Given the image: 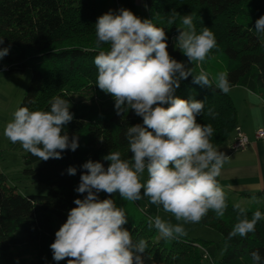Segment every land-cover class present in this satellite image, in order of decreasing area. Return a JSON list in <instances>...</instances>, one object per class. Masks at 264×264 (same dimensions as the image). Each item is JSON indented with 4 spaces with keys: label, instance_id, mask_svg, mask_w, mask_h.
<instances>
[{
    "label": "trees",
    "instance_id": "obj_1",
    "mask_svg": "<svg viewBox=\"0 0 264 264\" xmlns=\"http://www.w3.org/2000/svg\"><path fill=\"white\" fill-rule=\"evenodd\" d=\"M262 0H144L149 12L157 13L155 24L166 30L168 52L193 73L201 70L214 79L205 63L212 57L223 60L222 70L228 73L231 86L246 88L264 101V41L253 32L255 22L264 16ZM109 11L118 14L117 0H0V47L9 48L4 57L10 72L31 71L24 98L19 107L30 111H50L53 97L59 96L70 103L73 120L64 126L69 139L78 137L79 147L65 150L61 159L39 160L30 153L25 155L24 174L38 183L48 186L46 195L24 196L8 187L0 174V263L16 262V257L26 255L24 264H67V259L53 260L51 243L55 232L66 222L68 212L76 207L74 200L83 199L80 194V176L86 172L82 165L88 160L101 162L105 169L109 161L103 160L111 150L120 151L123 158H131L126 129L142 124V117L134 110L117 115L115 101L96 86L98 70L94 58L108 45L96 47L95 23L98 17ZM172 12L180 16L192 14L199 33L209 27L217 45L206 59L194 64L175 47L172 38L179 35L182 27L178 17L174 25L167 20ZM174 96L182 99L205 100L204 112L197 116L200 124H211L210 138L217 148L229 139L233 142L238 127V109L231 95L218 89H209L193 83L190 75L180 81ZM168 105H165L167 107ZM212 109L218 115H208ZM240 128V127H239ZM243 131V130H242ZM244 132V131H243ZM36 164V167H34ZM76 168L75 175L67 169ZM221 184V178H217ZM227 197V210L223 217L214 212L200 224L217 230L224 241V254L216 264H252L251 252L259 251L264 259V219L257 222L254 233L246 238L228 239V233L237 223L238 214L231 195ZM98 198L112 199L117 207L124 208L128 222L124 225L132 233L133 241L144 239L148 247L144 253L145 264H211L203 259L199 247L208 248V242L198 239H156L158 230L149 227L148 219L154 217L148 209H141L144 216L132 213L133 202L124 201L119 192H100ZM232 196V195H231ZM256 196L263 197L264 191ZM236 201L242 199L235 196ZM160 209V208H159ZM246 215L264 208H245ZM162 211V209H160ZM207 262V263H206ZM247 262V263H246Z\"/></svg>",
    "mask_w": 264,
    "mask_h": 264
},
{
    "label": "clouds",
    "instance_id": "obj_2",
    "mask_svg": "<svg viewBox=\"0 0 264 264\" xmlns=\"http://www.w3.org/2000/svg\"><path fill=\"white\" fill-rule=\"evenodd\" d=\"M178 17L182 27H177L175 47L191 64L204 61L217 45L214 33L209 27L198 33L192 14L181 17L172 12L167 24L174 25ZM255 31L264 38V16L256 20ZM95 33L97 48L109 46L94 58L96 86L114 98L118 116L134 110L143 123L126 129L131 158L111 150L103 157L110 162L107 169L99 161L88 160L82 165L86 172L75 190L87 195L74 200L76 207L55 232L50 249L53 260L67 259V264H145L147 241L134 242L132 233L124 227L128 222L124 208L117 207L112 199H99L97 194L119 192L124 201L130 202L147 198L150 204L170 213L178 223L160 215L148 219L149 227L154 226L165 240L187 236L185 225L200 223L210 210L216 217H223L227 197L217 178L231 157L211 142L212 125L197 122L205 100L182 99L174 93L180 81L190 75L193 83L209 89L215 86L223 94H228L232 86L227 72L218 73L214 79L203 70L194 74L193 68L169 54L166 30L129 9L98 17ZM3 43L0 38V45ZM8 53L9 48L0 47V60ZM50 103V111L17 108L4 129L10 142L19 143L42 161L61 159L62 152L79 147L78 137L70 140L64 132V126L74 118L69 101L56 96ZM208 115L215 118L218 114L209 109ZM76 171L75 167L67 169L69 175ZM145 172L147 180L142 182ZM233 208L238 217L228 233L229 240L246 238L264 219L259 210L249 219L240 204ZM250 255L252 264H264L259 251Z\"/></svg>",
    "mask_w": 264,
    "mask_h": 264
},
{
    "label": "rangeland",
    "instance_id": "obj_3",
    "mask_svg": "<svg viewBox=\"0 0 264 264\" xmlns=\"http://www.w3.org/2000/svg\"><path fill=\"white\" fill-rule=\"evenodd\" d=\"M118 12L120 9H129L136 16L141 19H149L155 24V16L157 13L154 11L149 12L146 8L144 0H117ZM255 31V26L253 27ZM257 34V33H256ZM260 36V34H257ZM176 37V36H175ZM172 43H175L174 38ZM264 41V38H261ZM212 60H208L205 63L206 69L210 71L212 76L215 78L222 70L223 60L219 57H212ZM31 78V71L27 70L25 73L10 72L5 59L0 60V174L4 175V182L8 187H12L17 193L28 196V195H46L48 193V186L38 183L33 177H28L24 174L26 169L25 155L28 153L22 149L19 143L13 144L4 136V129L8 122L13 119L14 111L19 108L28 83ZM233 89L229 94L233 96L234 101L240 105V101L246 98L244 95V89L237 87ZM242 109V108H241ZM246 117L253 116L246 114ZM262 118V117H261ZM239 120V115H238ZM253 119L249 120V123H253ZM260 124L264 126V122ZM263 129V128H260ZM264 130V129H263ZM39 164H36V167ZM147 180V173L143 175L142 182ZM231 199L237 204H240L243 208L259 209L264 208V196L263 197H242V199L236 201V197L229 195ZM148 209L152 214L160 215L164 220H171L173 224L178 223L170 213H164L156 205H152L148 202L147 198L141 199L140 201L133 202L132 213L136 217L144 216L141 209ZM264 214V213H263ZM187 236L184 238L198 239L208 242V248L199 247L203 253V259L210 261L211 264H216L215 260L221 259L224 254L225 246L222 235L215 229L198 224H187L185 225ZM161 236L158 233L156 239H160ZM26 255H20L16 257L15 263L10 264H24L27 261ZM207 263V262H206ZM247 263V262H246ZM1 264V263H0ZM7 264V263H3ZM186 264V263H184Z\"/></svg>",
    "mask_w": 264,
    "mask_h": 264
},
{
    "label": "crops",
    "instance_id": "obj_4",
    "mask_svg": "<svg viewBox=\"0 0 264 264\" xmlns=\"http://www.w3.org/2000/svg\"><path fill=\"white\" fill-rule=\"evenodd\" d=\"M261 4L264 7V0ZM237 87L239 86L232 88L238 89ZM243 89L246 98L239 102L240 105L234 102L239 115L238 127L248 135L251 143L245 149L233 152L232 140L229 139L217 148L231 157L230 162L226 163L222 169L220 176L222 188L232 196L250 197L264 191V139L256 137L257 130L264 129V126L260 124L261 121L264 122V101L252 91ZM247 113L253 118L246 117ZM250 119L255 122L249 123Z\"/></svg>",
    "mask_w": 264,
    "mask_h": 264
},
{
    "label": "built area",
    "instance_id": "obj_5",
    "mask_svg": "<svg viewBox=\"0 0 264 264\" xmlns=\"http://www.w3.org/2000/svg\"><path fill=\"white\" fill-rule=\"evenodd\" d=\"M235 132L236 133L233 142L231 144V150L233 152L243 150L251 143L250 138L248 137L247 134H245V132L242 131L241 128L237 127ZM256 137L258 139H264V130L263 129L257 130Z\"/></svg>",
    "mask_w": 264,
    "mask_h": 264
}]
</instances>
